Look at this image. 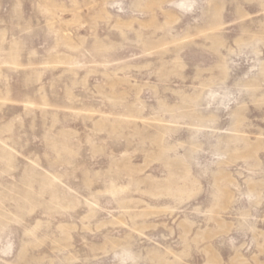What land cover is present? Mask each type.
<instances>
[{
	"label": "rangeland",
	"instance_id": "obj_1",
	"mask_svg": "<svg viewBox=\"0 0 264 264\" xmlns=\"http://www.w3.org/2000/svg\"><path fill=\"white\" fill-rule=\"evenodd\" d=\"M0 264H264V0H0Z\"/></svg>",
	"mask_w": 264,
	"mask_h": 264
}]
</instances>
